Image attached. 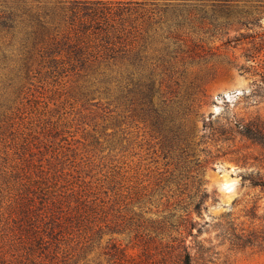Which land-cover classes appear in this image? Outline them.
<instances>
[{"label":"rangeland","instance_id":"1","mask_svg":"<svg viewBox=\"0 0 264 264\" xmlns=\"http://www.w3.org/2000/svg\"><path fill=\"white\" fill-rule=\"evenodd\" d=\"M39 1L46 19L63 17L53 13L54 2ZM104 1L99 21L124 42L102 67L107 74L73 69L64 55L55 65L35 63L0 122V254L24 250L15 199L30 191L47 239L37 264H117L108 254L112 243L130 255L161 257L167 240L145 242L139 212L161 218L178 193L195 189L200 173L210 196L201 213L190 214L193 264H264V143L258 140L264 136V3L254 8L257 2L241 0L240 8L225 11L200 5L187 18L175 8L160 10L156 4L165 0ZM67 15L59 31L70 28ZM23 18L17 29L32 30L25 22L31 16ZM171 28L183 45L177 57L167 38ZM141 48L144 62L137 58ZM131 66L142 73L132 74ZM150 72L158 94L192 106L191 158L177 145L166 150L137 103L130 104L140 91L136 81ZM82 213L90 217L86 226ZM54 224L57 238L47 232Z\"/></svg>","mask_w":264,"mask_h":264},{"label":"trees","instance_id":"2","mask_svg":"<svg viewBox=\"0 0 264 264\" xmlns=\"http://www.w3.org/2000/svg\"><path fill=\"white\" fill-rule=\"evenodd\" d=\"M49 1L54 2L53 13L60 10L59 13L63 15L61 19L56 18L57 15L53 16L52 20L42 16L39 6L35 5L40 2L39 0H0V122L8 118L6 110L13 107L12 102L16 101L14 94L24 87L27 81L24 82L22 76L26 73L29 79L35 63L55 65L59 62L57 56L64 55L67 57L66 63L73 69L92 70V74L100 77L107 74L102 71L106 62L116 58L124 49L123 36L118 33L111 34L109 28L102 27L99 21V11L108 7L106 1ZM134 1L140 2L139 0L117 2ZM246 1L257 2L256 5H252L254 8L264 3V0ZM240 4L241 0H165L162 5L156 6L158 8L161 6L159 9L165 11L178 9L184 16L190 18L200 5L204 7L211 5L218 11H225L240 8L242 6ZM66 12L69 14L67 17L70 18V28L67 31L66 29L59 31L63 28L62 20L66 22ZM25 13L31 16L25 22L28 24L27 28L32 30L20 31L17 28L24 22ZM180 25L179 21L175 26ZM167 38L171 39L170 44L174 45L173 57H177L178 53L183 51V45L178 41L181 38L178 28L169 29ZM144 54L145 48L138 50L137 58L140 62H144L146 58ZM131 72L142 73V67H133ZM139 79L135 84L140 91L136 92L138 94L136 98H131L130 104L137 103L136 109L143 115V119L162 135L166 150H175V147L179 146L182 154L191 158L195 153L194 143L197 136L195 124L191 125L193 127L190 129L191 132L187 129V125L192 124L188 121V113L192 106L186 104L188 102H185L184 98L158 94L154 72H150L147 78L142 75ZM258 140L264 143V136L260 135ZM188 167L192 170L196 165L189 163ZM193 180L196 183L195 189L178 193L175 201L167 206L161 218H145L144 213L147 210L143 208L139 212L138 220L141 221L139 226L146 227L139 236H143L145 242L156 238L161 239V243L167 240L163 245L161 257L150 256L149 252L139 256L130 255L126 248H122L118 243H112L108 254L117 264H193L191 245L187 243L188 236L195 235L193 231L195 221L190 214L193 211L201 213L204 202L210 196V192L204 187L202 174H196ZM30 193L33 192L19 193L15 199L19 213L17 218H20L19 239L24 242V250L13 253L11 257L4 253L0 254V264H37L38 251L46 245L47 239L44 234L46 229H40L35 220L38 212ZM82 216L83 213L80 217ZM87 216L81 218L80 225H87L90 219L89 215ZM57 227L58 224L49 227L48 234L57 238ZM22 235H25L26 239H22ZM202 251L207 252L203 247Z\"/></svg>","mask_w":264,"mask_h":264}]
</instances>
